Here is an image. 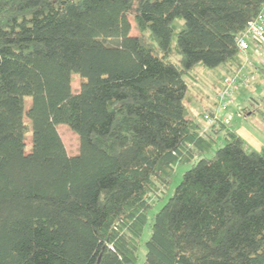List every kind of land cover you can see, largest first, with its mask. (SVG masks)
<instances>
[{
  "label": "trees",
  "instance_id": "trees-1",
  "mask_svg": "<svg viewBox=\"0 0 264 264\" xmlns=\"http://www.w3.org/2000/svg\"><path fill=\"white\" fill-rule=\"evenodd\" d=\"M263 5L0 0V264H134L142 246L145 264H264V149L186 104L196 65L248 73L238 38Z\"/></svg>",
  "mask_w": 264,
  "mask_h": 264
},
{
  "label": "rangeland",
  "instance_id": "rangeland-1",
  "mask_svg": "<svg viewBox=\"0 0 264 264\" xmlns=\"http://www.w3.org/2000/svg\"><path fill=\"white\" fill-rule=\"evenodd\" d=\"M113 18H119L118 14V6L114 7L113 10ZM132 35H136L138 32L134 27V23L132 22ZM173 27L177 32H180L184 28V22L181 19H178L174 22ZM116 35L115 37H117ZM176 42V35L173 36V45ZM179 57L174 55V60H177ZM248 58L252 61L251 65H248V73L247 75L251 78L248 90L245 92H238L235 96V100L231 104V113L233 114V119L231 120V127L237 131L241 137L246 141V143L257 150L264 149V119L261 113L252 114L250 116H243L238 114L239 110L243 106H245L249 110H263L264 104V69L261 70L259 67L261 60L259 59L258 55L251 50L249 53ZM240 62L244 63L245 57H239ZM256 62V65L254 64ZM264 64V63H263ZM257 66V67H256ZM264 67V65L262 66ZM254 70V72H253ZM262 71V72H261ZM231 74V70L227 69L226 65L221 67L211 69L207 68L202 64H198L194 67L191 71L190 76L187 78V82L189 85V92L188 95L194 99L192 102V107L199 108V105L202 104V100L200 99L204 94L206 98L210 97L209 106H201L202 110L204 108L211 107L212 109H217V97L219 92L222 89V83L225 77ZM35 82L38 90H42V76L39 72L35 74ZM73 92L79 91L80 88V80L75 78L72 83ZM187 95V97H188ZM243 97L246 100H243ZM246 103H245V102ZM31 101H27V106L30 105ZM187 105L188 102H187ZM222 116L224 114L221 113ZM58 132L64 142L66 150L70 156L77 155L79 152V138L77 134H75L72 130H70L65 125L58 126ZM219 144L223 143V139L220 138ZM26 143L28 147L31 144V136L28 134L26 138ZM215 152V148L212 150V154ZM189 165H183L176 169L175 175L167 189L166 195L160 202L154 204L153 210L149 213L148 219L151 222L153 216L157 211H159L165 202L168 201L169 196L171 195L174 188L181 182L183 178V173L189 169ZM160 195L164 194L166 191L165 188L160 189ZM156 197L155 200L159 199ZM150 236L149 228L146 229L143 240H148ZM138 261L134 264H145L146 261V249L145 246H142L139 251Z\"/></svg>",
  "mask_w": 264,
  "mask_h": 264
},
{
  "label": "built area",
  "instance_id": "built-area-1",
  "mask_svg": "<svg viewBox=\"0 0 264 264\" xmlns=\"http://www.w3.org/2000/svg\"><path fill=\"white\" fill-rule=\"evenodd\" d=\"M238 46L245 57V64L251 65L252 61L248 58L253 50L264 63V5L258 16L250 21L246 30L238 38ZM251 78L241 71L235 76H228L217 97V109L213 116H206L207 121H222L224 124H231L233 114L231 113V104L239 91L246 88ZM224 114V116L221 115Z\"/></svg>",
  "mask_w": 264,
  "mask_h": 264
},
{
  "label": "crops",
  "instance_id": "crops-1",
  "mask_svg": "<svg viewBox=\"0 0 264 264\" xmlns=\"http://www.w3.org/2000/svg\"><path fill=\"white\" fill-rule=\"evenodd\" d=\"M227 69H229V66H227ZM246 90H248V88H244V89H242L240 92H245ZM246 93V92H245ZM201 100H202V104H200L199 105V108H194V107H192V102L194 101V99H192V97H190L189 95H188V97H187V100H186V104H187V102H188V104L189 105H187L188 106V108H189V110H190V113H191V116L192 117H195V118H197V117H199L202 113H204L206 110H213L211 107H209V108H204L203 110H202V107L201 106H209V101H210V97H209V99H208V97L206 98V96L203 94L202 95V97L200 98ZM243 100H246V98L245 97H243ZM245 102V101H244ZM246 103V102H245ZM243 107H245V106H243ZM242 107V108H243ZM247 116H250V115H247ZM246 116V117H247Z\"/></svg>",
  "mask_w": 264,
  "mask_h": 264
}]
</instances>
